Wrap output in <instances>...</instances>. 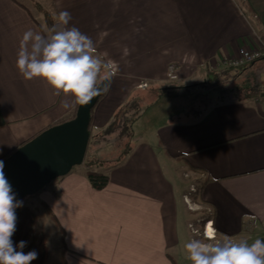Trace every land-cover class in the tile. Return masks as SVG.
<instances>
[{"label": "crops", "instance_id": "1", "mask_svg": "<svg viewBox=\"0 0 264 264\" xmlns=\"http://www.w3.org/2000/svg\"><path fill=\"white\" fill-rule=\"evenodd\" d=\"M244 2L246 10L238 0H35V13L22 0H0V160L72 119L77 108H64L71 97L53 96L45 82L25 81L16 69L23 33L42 34L43 13L57 24L58 13L69 12L67 27L90 36L95 55L116 72L91 113L92 133L132 92L148 88L137 85L167 82L168 65H179L182 84L200 74L204 82L207 72L227 69L223 62L240 48H256L254 33L264 39V0ZM246 66L247 91L258 93L218 100L199 115L188 102L147 121L164 96L147 107L134 124L132 151L116 166L96 169L109 177L101 191L87 182L82 164L24 199L14 245L33 227L46 238V264H191L185 244L206 237L189 225L204 234L206 228L200 218L180 224V208L184 217L194 212L183 196L211 210L217 240L264 241V101H257L264 59ZM181 169L198 181L197 194L184 187ZM31 250L38 253L32 264H41L38 242Z\"/></svg>", "mask_w": 264, "mask_h": 264}, {"label": "clouds", "instance_id": "2", "mask_svg": "<svg viewBox=\"0 0 264 264\" xmlns=\"http://www.w3.org/2000/svg\"><path fill=\"white\" fill-rule=\"evenodd\" d=\"M57 24L48 29V35L29 29L23 33L16 58V69L25 81L39 78L53 90V96L71 97L64 108L88 105L95 97L107 93L115 71H105L109 64L95 55L90 36L76 27H67L71 14L61 11ZM0 160V264H32L38 253H25V241L13 243L16 230L15 210L22 206L3 172ZM206 239L193 238L185 244L191 264H264V241L256 239L232 242L225 237L219 241L214 231L205 232Z\"/></svg>", "mask_w": 264, "mask_h": 264}, {"label": "trees", "instance_id": "3", "mask_svg": "<svg viewBox=\"0 0 264 264\" xmlns=\"http://www.w3.org/2000/svg\"><path fill=\"white\" fill-rule=\"evenodd\" d=\"M238 2L240 3V7L242 9H245V10L247 9L244 0H238ZM43 17H44V24L43 26H41V29H42L41 32L43 35L46 36L48 35V29L54 24V22L51 19V15L47 12L43 13ZM245 67L247 66L223 69L228 74H226L224 71L222 72V70H220V72H222L223 75L226 74L227 76L231 74V72H234V74H239L240 71L245 70ZM103 74L104 72L102 71L101 76ZM220 75L223 76L222 74ZM217 76H218V73L215 71L207 72L206 81L202 82L198 88H196L197 85L196 86L194 85L184 86L181 84L167 81L164 83H159L157 85H154L153 87L148 86V89L142 93L140 91L132 92L117 107L110 122L104 129L90 133L85 158L83 161V165L87 169L85 173V178L87 182L90 184V186L95 191H101L107 186L109 182V177L97 171L96 169H99V168L104 169V168L116 166L118 163H120L125 158L126 155H128L132 151V149L134 148L137 142L136 135L134 132L135 122L141 116L144 110L150 105H152L153 103H155L157 99L160 98L161 96L193 95L194 101L192 102V110L190 111L192 114L199 115L203 110L206 109V107L209 104L208 102L198 101V99L204 98L206 94L210 98V102L211 101L216 102L218 100H223L227 97H238L239 89L247 88V87L239 88V86H235L233 87V89L229 92L228 96L226 97L225 95L220 94L222 89L220 90V88H218L217 86L218 84H214V83H218ZM208 83L209 84L213 83L214 88L209 87ZM211 89L216 92L213 98L210 95H208L209 90ZM257 89H254V90L250 89V91L245 92L243 96H246L247 94L253 95L255 93L260 92L259 91L260 88H257ZM218 90L220 91L219 93H218ZM196 102H197V105H195ZM202 105L204 106L201 107ZM92 111L93 109L91 110V113ZM90 126H91V118H90L89 128ZM108 148L112 150H118L117 156L112 161L99 158V152H101L104 149L108 150ZM14 151H12L8 156H10ZM191 170L196 171V169H191ZM54 195L57 196V193H54ZM22 210L23 208L21 207L20 212ZM20 212L16 215V218L19 216ZM40 236H41V233L36 231L32 227L30 230V234L25 239L26 246L23 249V251L25 253L29 252L32 249V247L36 244V242H38V247L42 251L41 264H46V258H47L46 238L44 237V235H42L41 237Z\"/></svg>", "mask_w": 264, "mask_h": 264}, {"label": "water", "instance_id": "4", "mask_svg": "<svg viewBox=\"0 0 264 264\" xmlns=\"http://www.w3.org/2000/svg\"><path fill=\"white\" fill-rule=\"evenodd\" d=\"M104 94L88 105H77L72 119L48 127L2 160L4 175L17 201L23 202L83 164L91 110ZM21 207L15 210L16 215Z\"/></svg>", "mask_w": 264, "mask_h": 264}, {"label": "rangeland", "instance_id": "5", "mask_svg": "<svg viewBox=\"0 0 264 264\" xmlns=\"http://www.w3.org/2000/svg\"><path fill=\"white\" fill-rule=\"evenodd\" d=\"M25 4L28 5V7L35 13H37L38 11L36 10L35 6L34 5V1L31 0H22ZM52 21L55 23L54 21V18H52ZM112 70V69H111ZM222 70V69H221ZM225 72V70H222V72ZM261 71V70H260ZM220 72V70H217V73H218V76H217V81L218 83H214V84H218V88H220L221 90V93L220 94H223L225 95L226 97L228 96L229 92L233 89V87L235 86H239L240 87H246V75H245V70L244 71H240L239 74H234V72H231V74H229L228 76L226 74L223 75V73ZM222 74L223 76H221L220 74ZM255 74H260L259 71H256ZM251 75V74H249ZM203 74H200V75H197L191 82H189L187 85H194L198 88L199 85L203 82ZM261 79L259 78L258 79V76L255 77V84H257V82H260ZM173 83H177V84H181V85H184V86H187L185 84H182L179 80L173 82ZM209 84V83H208ZM213 83H210L208 86L209 87H213L214 86ZM148 87V86H147ZM146 87V88H147ZM252 87V85L250 86ZM144 88V90L146 89ZM214 88V87H213ZM238 88V89H239ZM148 89V88H147ZM250 90V89H249ZM247 91V88H240L239 89V92H238V97H241L243 96V94ZM193 92V91H192ZM220 91L218 90V93ZM194 93V92H193ZM216 92L214 90H209V94L212 98L214 96ZM191 101L189 100V98L187 96H184V95H174V96H164L162 98H160L158 104L156 106H154L153 109L149 110L145 119L147 121H151L153 119V117L155 116H159L161 114H169V113H172L174 111H181V107L183 106L184 107V103L188 104V102H193V95H189ZM232 99V98H231ZM198 101H203V102H208V106L210 105H213L215 103H218V101H211L210 102V98L207 96V94L205 95L204 98L202 99H198ZM197 105V102L196 104ZM204 105H202L201 107H203ZM207 106V107H208ZM110 151V152H109ZM105 152H102L101 154H99V158L100 159H107V160H114V158L117 156V153H118V150H112L110 148H108V154L104 155ZM104 155V156H103ZM177 171H176V177H178V169H180L179 167L176 168ZM185 170L184 169H181L180 170V176L182 177L183 181H184V187L186 189H190V186L193 185L195 187V190H196V194L198 192V181L189 173L187 172H184ZM28 199V198H26ZM25 203V200H23V204ZM204 207V206H203ZM190 210L194 211V212H190V216H185L184 217V212L183 210L180 208V211H179V221H180V224L182 225L183 222H184V219L185 220H191L193 221L194 223L198 220H196V218H200L201 220H206L208 218V215H207V212L206 210H203V209H200L198 208V206L194 203H189V207H188ZM196 210V211H195ZM50 243L49 242V246H50ZM50 254L53 253L52 251V247L50 246ZM32 251V250H30ZM53 257V256H52ZM49 264H52L51 262H49Z\"/></svg>", "mask_w": 264, "mask_h": 264}, {"label": "built area", "instance_id": "6", "mask_svg": "<svg viewBox=\"0 0 264 264\" xmlns=\"http://www.w3.org/2000/svg\"><path fill=\"white\" fill-rule=\"evenodd\" d=\"M254 37L256 38L258 42V46L253 49H249L246 47H242L238 50L237 55L234 58L229 59L228 61L223 62V65L226 68H238V67H244L246 65L252 64L256 61H259L261 59H264V39L261 37L260 34L254 33ZM110 67L103 69L102 71H110ZM178 71H179V65L177 63H172L167 66L166 69V80L168 82H175L178 80ZM147 87L146 83H140L136 86L137 89H144ZM264 101V93L257 98V101ZM195 187L193 185L190 186V192H195ZM184 203L189 207L190 200L188 196H183ZM198 208L206 210L208 218L204 221V227L206 228L208 225L212 228V223L209 220V217L211 216V210L207 207L198 206ZM201 220H197V223H200ZM191 230L193 231V234L200 236L204 235L203 232H199L197 229H194L192 225H189ZM214 236L216 238L215 232Z\"/></svg>", "mask_w": 264, "mask_h": 264}, {"label": "snow or ice", "instance_id": "7", "mask_svg": "<svg viewBox=\"0 0 264 264\" xmlns=\"http://www.w3.org/2000/svg\"><path fill=\"white\" fill-rule=\"evenodd\" d=\"M212 233V229H211V227L209 228V234H211Z\"/></svg>", "mask_w": 264, "mask_h": 264}, {"label": "bare ground", "instance_id": "8", "mask_svg": "<svg viewBox=\"0 0 264 264\" xmlns=\"http://www.w3.org/2000/svg\"><path fill=\"white\" fill-rule=\"evenodd\" d=\"M209 228H210V226L208 225V226L206 227V231L209 230Z\"/></svg>", "mask_w": 264, "mask_h": 264}]
</instances>
